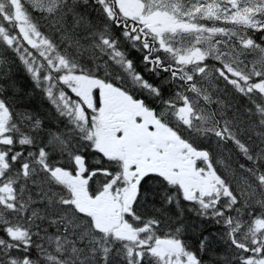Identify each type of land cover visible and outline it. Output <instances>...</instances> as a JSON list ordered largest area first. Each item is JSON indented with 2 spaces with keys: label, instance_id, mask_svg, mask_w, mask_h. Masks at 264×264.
Segmentation results:
<instances>
[{
  "label": "snow or ice",
  "instance_id": "snow-or-ice-1",
  "mask_svg": "<svg viewBox=\"0 0 264 264\" xmlns=\"http://www.w3.org/2000/svg\"><path fill=\"white\" fill-rule=\"evenodd\" d=\"M0 264H264V0H0Z\"/></svg>",
  "mask_w": 264,
  "mask_h": 264
}]
</instances>
